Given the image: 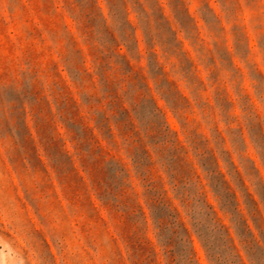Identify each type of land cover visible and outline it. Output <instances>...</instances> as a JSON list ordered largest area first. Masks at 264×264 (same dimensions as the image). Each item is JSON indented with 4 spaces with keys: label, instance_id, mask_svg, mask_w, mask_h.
<instances>
[{
    "label": "rangeland",
    "instance_id": "374dc122",
    "mask_svg": "<svg viewBox=\"0 0 264 264\" xmlns=\"http://www.w3.org/2000/svg\"><path fill=\"white\" fill-rule=\"evenodd\" d=\"M196 227L264 264V0H0V264H212Z\"/></svg>",
    "mask_w": 264,
    "mask_h": 264
},
{
    "label": "trees",
    "instance_id": "16d2710c",
    "mask_svg": "<svg viewBox=\"0 0 264 264\" xmlns=\"http://www.w3.org/2000/svg\"><path fill=\"white\" fill-rule=\"evenodd\" d=\"M230 189V188H229ZM151 202H152V206L153 207H159V206H163L166 205L165 202L160 199L159 197H154V198H150ZM144 213V212H143ZM172 217V215H170ZM158 228H160L161 232H163L166 229L167 225H172L171 227H176V221H166L164 219H159L158 220ZM237 224V222H236ZM246 227L249 229V225L246 223L245 224ZM224 227V226H222ZM222 228H217V227H213L211 230H221ZM210 233H206L205 231H203L202 229H200L199 227H196V235L199 238L202 247L208 257V259L210 260V262L212 264H227V260L224 259L222 257V254L220 252V248L216 247V241L213 239V232ZM185 233H186V238L181 237L179 239L180 244H182V258H185V261H187L188 264H197L196 260H195V254H194V247H193V239H192V234L189 233V231L187 229H185ZM225 233L229 239V241L232 243L233 248L235 250H237V247L235 245V239L233 238V236L231 235L230 229L229 228H225ZM246 233V231H245ZM245 233H239L238 238L240 240L241 244H244L246 247V252H248V254L250 255V262L251 264H253L254 262V257H255V245L254 242L256 241V237L254 234H251L250 237L247 236ZM173 235H176L178 237L179 232L177 230H173L172 232ZM219 237L221 236L222 233L219 232ZM252 243V244H251ZM257 244L259 243L258 241L256 242ZM188 245H190L188 247ZM224 245V243H223ZM165 248H169L170 246H172V241H168L167 243H164ZM171 251V250H170ZM169 251V252H170ZM238 251V250H237ZM166 252H168V250H166ZM238 257L240 259V264H245L243 263V257L242 255L238 254ZM173 260H171L172 264ZM233 263V262H232ZM138 264V263H136Z\"/></svg>",
    "mask_w": 264,
    "mask_h": 264
}]
</instances>
